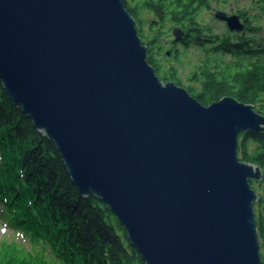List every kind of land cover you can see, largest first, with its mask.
<instances>
[{
    "label": "water",
    "instance_id": "1",
    "mask_svg": "<svg viewBox=\"0 0 264 264\" xmlns=\"http://www.w3.org/2000/svg\"><path fill=\"white\" fill-rule=\"evenodd\" d=\"M0 81L145 264H262L252 182L264 171L238 147L264 115L161 80L124 0H0Z\"/></svg>",
    "mask_w": 264,
    "mask_h": 264
},
{
    "label": "trees",
    "instance_id": "2",
    "mask_svg": "<svg viewBox=\"0 0 264 264\" xmlns=\"http://www.w3.org/2000/svg\"><path fill=\"white\" fill-rule=\"evenodd\" d=\"M216 0H124L148 47V62L165 82L203 106L229 97L264 115V42L245 11L242 33L216 31L204 19ZM264 11V0H259ZM151 16L150 18H147ZM218 22V21H217ZM212 23V24H211ZM148 28V29H146ZM179 28L180 41L164 38ZM148 30V31H147ZM196 48L203 58L189 79L159 59ZM241 161L264 171V133L239 137ZM0 223L13 242L0 243V264H145L112 211L92 193L82 197L53 141L11 101L0 81ZM31 250L26 251L24 244Z\"/></svg>",
    "mask_w": 264,
    "mask_h": 264
},
{
    "label": "rangeland",
    "instance_id": "3",
    "mask_svg": "<svg viewBox=\"0 0 264 264\" xmlns=\"http://www.w3.org/2000/svg\"><path fill=\"white\" fill-rule=\"evenodd\" d=\"M217 11H223L230 15H241V13L239 12L245 11L250 17V20L254 22L255 26L257 25L261 28V32L258 38H260L264 42V11L259 3V0H216L212 5L211 11L204 13V19L211 21ZM150 17L151 16H148L147 18ZM242 22L245 23L243 19ZM214 25H217L216 31L219 33H222L225 27H227L225 23L220 21H216ZM164 40L166 42V46H168L172 41H175L174 33H168V36H166ZM179 50L181 54L177 59H175L173 55H169V53L166 58L160 57L159 59L161 60L162 64L167 67V69H169V67L171 66H175L177 68V76L183 80V83L185 85H189V79L191 75L199 65L200 59H202L204 56L203 54H200V52H198L196 48H190L189 51H185L184 48L180 46ZM13 240L14 238L12 232L8 231L5 226L0 223V243H2V241H6L10 244L13 242ZM23 244L25 246L24 248L27 249L26 251L31 250V248L28 247L27 244Z\"/></svg>",
    "mask_w": 264,
    "mask_h": 264
},
{
    "label": "flooded vegetation",
    "instance_id": "4",
    "mask_svg": "<svg viewBox=\"0 0 264 264\" xmlns=\"http://www.w3.org/2000/svg\"><path fill=\"white\" fill-rule=\"evenodd\" d=\"M252 188L259 196L255 203V218L258 226V236L260 243V256L264 264V179L260 182H252Z\"/></svg>",
    "mask_w": 264,
    "mask_h": 264
}]
</instances>
